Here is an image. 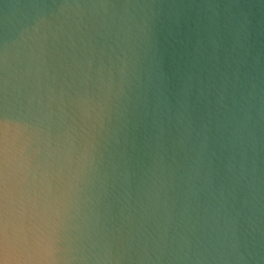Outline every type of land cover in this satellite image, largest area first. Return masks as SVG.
<instances>
[{
    "label": "clouds",
    "instance_id": "obj_1",
    "mask_svg": "<svg viewBox=\"0 0 264 264\" xmlns=\"http://www.w3.org/2000/svg\"><path fill=\"white\" fill-rule=\"evenodd\" d=\"M0 264H264V0H0Z\"/></svg>",
    "mask_w": 264,
    "mask_h": 264
}]
</instances>
